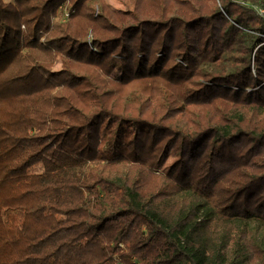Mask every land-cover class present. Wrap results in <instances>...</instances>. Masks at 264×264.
Returning a JSON list of instances; mask_svg holds the SVG:
<instances>
[{
  "label": "trees",
  "instance_id": "obj_1",
  "mask_svg": "<svg viewBox=\"0 0 264 264\" xmlns=\"http://www.w3.org/2000/svg\"><path fill=\"white\" fill-rule=\"evenodd\" d=\"M131 3L0 0V264H264V0Z\"/></svg>",
  "mask_w": 264,
  "mask_h": 264
},
{
  "label": "rangeland",
  "instance_id": "obj_2",
  "mask_svg": "<svg viewBox=\"0 0 264 264\" xmlns=\"http://www.w3.org/2000/svg\"><path fill=\"white\" fill-rule=\"evenodd\" d=\"M7 2L13 1V0H6ZM108 3H111L113 6L118 7L120 9L126 10L131 12L133 10V4L131 3V0H107ZM68 9H64V15L61 19L66 20V18L69 17L70 12L67 11ZM263 10L260 9V12H262ZM68 14V15H67ZM43 170V166L42 164H38L35 165L32 168V171H42Z\"/></svg>",
  "mask_w": 264,
  "mask_h": 264
},
{
  "label": "built area",
  "instance_id": "obj_3",
  "mask_svg": "<svg viewBox=\"0 0 264 264\" xmlns=\"http://www.w3.org/2000/svg\"><path fill=\"white\" fill-rule=\"evenodd\" d=\"M68 15V14H67Z\"/></svg>",
  "mask_w": 264,
  "mask_h": 264
}]
</instances>
